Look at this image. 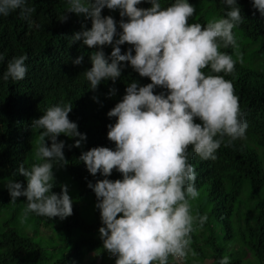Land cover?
I'll return each instance as SVG.
<instances>
[{"label":"trees","instance_id":"1","mask_svg":"<svg viewBox=\"0 0 264 264\" xmlns=\"http://www.w3.org/2000/svg\"><path fill=\"white\" fill-rule=\"evenodd\" d=\"M263 35L264 0H0V264H264Z\"/></svg>","mask_w":264,"mask_h":264},{"label":"rangeland","instance_id":"2","mask_svg":"<svg viewBox=\"0 0 264 264\" xmlns=\"http://www.w3.org/2000/svg\"><path fill=\"white\" fill-rule=\"evenodd\" d=\"M261 45H262V42H259L255 46L247 47V49L245 50V54L248 57L252 56L253 55V51L258 49ZM66 185H68V184L66 183ZM68 192H69L68 194L73 196V191L71 192L69 190ZM154 205H155V202L148 203L149 207H152V206L154 207ZM159 214H160L159 211H157L155 217H159ZM127 216L128 217H132L133 215L127 213L126 217ZM133 220H135L134 216H133ZM135 229L138 230L136 232V234L141 236V237H143L145 240H147L146 242L148 244H150V245L152 244V242H161V241L164 242V238H165L166 235L163 234L162 230L156 229L153 226V223L150 222V221L140 222V223L136 222V224L133 225V230H135ZM40 231H41V235L43 237H47V235L52 232L51 229H45V228H42V227H40ZM151 248H152V246H146L145 249H146L147 252H149L151 250ZM182 248H183V252L184 253H186L187 255L190 254V251H189V248H188L187 244L182 243ZM92 259H93V255L92 254H85L83 257H81L79 259V264H91L93 262ZM111 259H113L112 261L114 263L117 262L119 264H129L128 255L124 251H121L120 254H119V251H118V253L115 255V257H111ZM98 261H99V258L95 259L92 264H94V263H96ZM206 262H208V261H206ZM195 264H202V263H195Z\"/></svg>","mask_w":264,"mask_h":264},{"label":"built area","instance_id":"3","mask_svg":"<svg viewBox=\"0 0 264 264\" xmlns=\"http://www.w3.org/2000/svg\"><path fill=\"white\" fill-rule=\"evenodd\" d=\"M170 253L173 257H181V244L176 243L170 246Z\"/></svg>","mask_w":264,"mask_h":264},{"label":"bare ground","instance_id":"4","mask_svg":"<svg viewBox=\"0 0 264 264\" xmlns=\"http://www.w3.org/2000/svg\"><path fill=\"white\" fill-rule=\"evenodd\" d=\"M220 11V10H219ZM222 11V10H221ZM224 13V12H223ZM239 17V16H238ZM184 26V25H183ZM184 28V27H183ZM190 29V28H189ZM174 33V32H173ZM264 36V35H263ZM170 37V36H169ZM153 40V39H152ZM119 41V40H118ZM196 41V40H195ZM244 42V41H243ZM140 45V44H139ZM149 45V44H148ZM260 45V44H259ZM151 48V47H150ZM175 52V51H174ZM190 59V58H189ZM83 62V61H82ZM81 62V63H82ZM134 62V61H133ZM207 63V62H206ZM212 64V63H211ZM201 66V65H200ZM191 70V69H190ZM195 71V70H194ZM201 71V70H200ZM63 74V73H62ZM98 75V74H97ZM96 75V76H97ZM24 76V75H23ZM208 77V76H207ZM206 77V78H207ZM22 78V77H21ZM220 80V79H219ZM225 80V79H224ZM95 81V80H94ZM103 82V81H102ZM228 82V81H227ZM112 83V82H111ZM217 83V82H216ZM116 86V85H115ZM216 86V85H215ZM218 86V85H217ZM63 88V87H62ZM66 88V87H65ZM91 88V87H90ZM106 88V87H105ZM110 89V88H109ZM112 90V89H111ZM126 90V89H125ZM231 90V89H230ZM104 91V90H103ZM122 93V92H121ZM236 93V92H235ZM242 93V92H241ZM91 94V93H90ZM95 94V93H94ZM231 94V93H230ZM101 96V95H100ZM16 97V96H15ZM65 97V96H64ZM131 97V96H130ZM96 98V97H95ZM110 98V97H109ZM124 98V97H123ZM80 99V98H79ZM72 100V99H71ZM110 100V99H109ZM114 101V100H113ZM77 103V102H76ZM46 105V104H45ZM5 108V107H4ZM2 112V111H1ZM15 120V119H14ZM7 121V120H6ZM2 122V121H1ZM4 126V125H3Z\"/></svg>","mask_w":264,"mask_h":264},{"label":"clouds","instance_id":"5","mask_svg":"<svg viewBox=\"0 0 264 264\" xmlns=\"http://www.w3.org/2000/svg\"><path fill=\"white\" fill-rule=\"evenodd\" d=\"M137 231H138L137 229L134 230L135 233H136ZM181 247H182V246H181Z\"/></svg>","mask_w":264,"mask_h":264}]
</instances>
